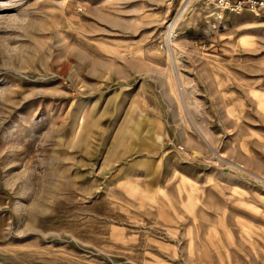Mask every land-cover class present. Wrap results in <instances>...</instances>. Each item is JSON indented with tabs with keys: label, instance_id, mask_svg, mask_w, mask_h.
<instances>
[{
	"label": "rangeland",
	"instance_id": "rangeland-1",
	"mask_svg": "<svg viewBox=\"0 0 264 264\" xmlns=\"http://www.w3.org/2000/svg\"><path fill=\"white\" fill-rule=\"evenodd\" d=\"M0 264H264V15L0 0Z\"/></svg>",
	"mask_w": 264,
	"mask_h": 264
},
{
	"label": "built area",
	"instance_id": "built-area-1",
	"mask_svg": "<svg viewBox=\"0 0 264 264\" xmlns=\"http://www.w3.org/2000/svg\"><path fill=\"white\" fill-rule=\"evenodd\" d=\"M208 7L221 17L224 12L248 10L264 15V0H205Z\"/></svg>",
	"mask_w": 264,
	"mask_h": 264
}]
</instances>
